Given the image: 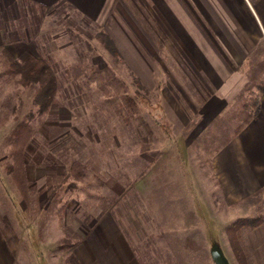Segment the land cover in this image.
<instances>
[{
    "label": "rangeland",
    "instance_id": "374dc122",
    "mask_svg": "<svg viewBox=\"0 0 264 264\" xmlns=\"http://www.w3.org/2000/svg\"><path fill=\"white\" fill-rule=\"evenodd\" d=\"M138 9V34L117 35L120 56L97 38L101 25L67 4L0 10V53L43 58L59 85L40 114L38 86L14 81L0 60V247L11 264H66L84 235L114 228L141 264H215L214 246L240 264L226 224L264 217V187L234 204L213 165L255 111L252 88L264 85V67L212 114L206 103L215 86ZM252 58L261 63L262 51ZM22 121L34 128L24 189L6 168L13 161L7 135ZM75 162L80 177L71 174ZM242 239L245 263L264 264V222L245 228Z\"/></svg>",
    "mask_w": 264,
    "mask_h": 264
},
{
    "label": "crops",
    "instance_id": "0c3cea01",
    "mask_svg": "<svg viewBox=\"0 0 264 264\" xmlns=\"http://www.w3.org/2000/svg\"><path fill=\"white\" fill-rule=\"evenodd\" d=\"M22 2L67 4L101 25L117 46L118 34H138L134 20L143 17L141 6L221 91L220 96L213 89L208 97L212 114H220L251 82L249 72L256 77L257 68L264 67V0H0V10ZM256 49L263 53L261 63L253 61ZM252 89L259 94L255 111L213 161L230 202L264 187V85ZM116 230L84 235L74 247L82 264H141ZM0 253L3 264H11L3 247Z\"/></svg>",
    "mask_w": 264,
    "mask_h": 264
},
{
    "label": "trees",
    "instance_id": "16d2710c",
    "mask_svg": "<svg viewBox=\"0 0 264 264\" xmlns=\"http://www.w3.org/2000/svg\"><path fill=\"white\" fill-rule=\"evenodd\" d=\"M97 38L104 45V47L113 55L120 56V50L109 33L101 30L97 34ZM0 60L5 63V70L9 73L10 78L22 84L29 86L36 84L37 90L34 95V103L39 108L40 114H45L51 107L59 85L57 75L52 66L43 58L37 57L29 52H23L15 57L11 51L4 48L0 53ZM251 116L236 130L240 128L249 120ZM161 125L168 129L167 123ZM34 128L30 122L22 121L17 124L7 135L8 139L12 140V146L9 150V156L13 160L7 165V170L10 172L13 180L22 189L25 188L26 172L24 167V149L27 141L33 134ZM78 163H73L70 166L71 174L75 177L81 174ZM82 175V174H81ZM78 179V178H77ZM239 202H234L238 204ZM264 222V217H238L234 221L226 224L225 230L228 234L233 252L240 264H246V256L243 253V239L242 232L245 228H255ZM72 245V244H71ZM68 245L67 248L71 247ZM66 264H82L77 254L73 251L66 257Z\"/></svg>",
    "mask_w": 264,
    "mask_h": 264
},
{
    "label": "water",
    "instance_id": "95a60500",
    "mask_svg": "<svg viewBox=\"0 0 264 264\" xmlns=\"http://www.w3.org/2000/svg\"><path fill=\"white\" fill-rule=\"evenodd\" d=\"M211 255L215 264H231L229 258L218 246L211 249Z\"/></svg>",
    "mask_w": 264,
    "mask_h": 264
}]
</instances>
